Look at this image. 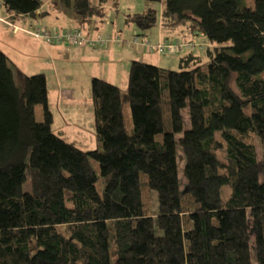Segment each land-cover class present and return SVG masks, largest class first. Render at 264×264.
Here are the masks:
<instances>
[{
  "label": "trees",
  "instance_id": "trees-1",
  "mask_svg": "<svg viewBox=\"0 0 264 264\" xmlns=\"http://www.w3.org/2000/svg\"><path fill=\"white\" fill-rule=\"evenodd\" d=\"M109 1L53 3L102 33ZM143 1L124 20L137 33L162 24L210 47L176 69L132 60L125 92L92 78L99 149L56 133L45 74L0 51V264H264V0Z\"/></svg>",
  "mask_w": 264,
  "mask_h": 264
},
{
  "label": "rangeland",
  "instance_id": "rangeland-1",
  "mask_svg": "<svg viewBox=\"0 0 264 264\" xmlns=\"http://www.w3.org/2000/svg\"><path fill=\"white\" fill-rule=\"evenodd\" d=\"M43 1L46 2L47 6H49L45 10L49 11L50 7L53 6L54 4L53 0H43ZM92 2L95 3V0H92ZM146 5L147 2L143 0H118V7H117L118 13L117 15L114 16L119 17L120 23H123V25H125L124 24L125 15L143 12L146 9ZM151 5L154 8H156L159 12L161 11V6L159 5V3H152ZM52 9L55 10L56 8L54 7ZM112 13L116 14L114 10H111L110 14L112 15ZM97 22L98 20H94L90 28H93L94 24H96ZM61 23L64 25L67 24L65 20L64 21L62 20ZM55 27H57L58 29H62L59 28L58 26ZM3 29L4 26L0 25V47H2L1 49L7 53L10 60L15 64L16 70H19L27 75H34L40 73L45 74L47 78L49 100L52 102V105L53 103L58 102L59 100L58 92L60 90H73L78 94L79 97L85 99L87 97L88 91L91 90V83H92L91 79L94 76L100 77L101 79H105L106 81H109L119 86L124 92L127 89L128 75H129V69L131 63L130 62L131 58L129 53H131L135 49L133 46H129V45L118 46L114 44L110 47L109 50L101 51L99 53L100 54L99 59L93 58L87 60L86 58L83 57L81 51L75 50L74 54H71L63 50L62 47H65L64 45H57L61 47H57L54 50L51 49L49 50L43 45H42L43 47L35 45L33 40H31L30 43L29 42L25 43L24 41L15 39L11 35H7L8 37H5L3 36ZM155 30L153 29V31ZM133 35L130 38H132ZM11 38L14 39L10 40ZM178 38H180V41H185L181 39V37L179 36H175L174 39H169V40H179ZM162 40L164 39L159 38L157 42ZM151 54H155V55L144 57V59L148 63L155 64V62H157L156 61L157 54L156 53H151ZM170 58H178V57H170ZM161 63H162L161 64L162 68L175 69L177 67V60L175 59H170L168 61ZM35 114H36V120L38 122L43 121L42 106L36 107ZM124 115H125L127 130L129 133H132L133 129H132V120H131V112L129 105L125 106ZM184 117L187 122L186 123V127H187L189 122H188V113L186 110H184ZM99 148H100V144L96 139V135L88 134L87 143L84 144V146H82V149L95 150ZM259 154L261 155L260 152ZM94 167L98 172V174H100V167L97 162H94ZM179 172H180V179L182 182V186L185 187L187 181L184 179L183 176L182 159L179 162ZM101 189H102L101 186H99L100 191Z\"/></svg>",
  "mask_w": 264,
  "mask_h": 264
},
{
  "label": "crops",
  "instance_id": "crops-1",
  "mask_svg": "<svg viewBox=\"0 0 264 264\" xmlns=\"http://www.w3.org/2000/svg\"><path fill=\"white\" fill-rule=\"evenodd\" d=\"M43 2H44L43 7L34 16L31 17L9 15L6 12L3 3L0 2V12H1L0 25H3L5 29V30L3 29V36L8 37L7 35H11L15 39H19L21 41H24L25 43L28 42L30 43V41L33 40L35 45L40 47L44 46L49 50L50 49L54 50L57 47H61L57 45H48L46 43H43L42 41L37 40L22 31V30H33L34 28L39 26L41 27L43 26L48 29L57 28L55 26H58L59 28L62 29L78 27L76 19L72 16L70 10L63 7H57L55 4H53V6L50 7L51 11L50 9L49 11H47L45 9H47L49 6H47L45 1ZM112 4H113L112 0H110L108 2V6L112 7ZM54 7L56 8L55 10L52 9ZM115 12L116 14L112 13L111 15V24L109 25L106 23L100 24V22L98 21L96 24H94L93 31L108 32V31L125 30L124 32L127 38L129 39L133 35V33H136V28L132 25L125 24V22H124L125 25H123V23H120L119 17L114 16L117 15L118 10ZM62 20L63 21L65 20L67 24L65 25L62 24L61 23ZM14 28H17L16 29L17 32H15ZM155 29H154L155 31L151 30L145 32L150 36L151 40L154 43H156L159 40V38L174 39V37L177 36L178 33L175 31H170L169 29L162 26V24H160ZM14 38H11L10 40H13ZM65 47H62V49L71 54H74L75 50L81 51L83 57L86 58L87 60L93 58L99 59V55H100L99 53L101 51H107L110 49V47L106 49H90V48H79L72 46H65ZM1 48L2 47H0V51L4 52L7 55V53ZM134 48L135 49L131 53H129L131 58L130 62H132V60H140L143 62H147L145 61L144 57L155 55V54L147 53L144 49H142L139 46ZM179 58L180 57L178 58L160 57L156 55L157 62H155V64L154 63H150V64L161 67L162 64L161 62H165L170 59H175L177 60V67H178ZM58 99H59L58 102L53 103V105L52 102L49 100V107L53 114V129L56 133L62 135L68 141H74L82 149V146H84V144L87 143L88 134L96 135L94 107L92 103V92L91 90L88 91L87 97L83 99L79 97L78 94L73 90H60L58 92Z\"/></svg>",
  "mask_w": 264,
  "mask_h": 264
},
{
  "label": "built area",
  "instance_id": "built-area-1",
  "mask_svg": "<svg viewBox=\"0 0 264 264\" xmlns=\"http://www.w3.org/2000/svg\"><path fill=\"white\" fill-rule=\"evenodd\" d=\"M106 24H111V19H105ZM17 32V28H14ZM31 37L42 41L48 45H64L79 48L106 49L111 45H129L141 47L147 53H156L160 57H179L186 51H202L210 44L204 39L203 35H197L192 40H169L164 39L154 43L147 33H134L128 39L124 31L92 32L81 28L67 29H47L36 27L33 30H22Z\"/></svg>",
  "mask_w": 264,
  "mask_h": 264
},
{
  "label": "bare ground",
  "instance_id": "bare-ground-1",
  "mask_svg": "<svg viewBox=\"0 0 264 264\" xmlns=\"http://www.w3.org/2000/svg\"><path fill=\"white\" fill-rule=\"evenodd\" d=\"M194 37V36H193ZM184 39H187V38H184Z\"/></svg>",
  "mask_w": 264,
  "mask_h": 264
}]
</instances>
